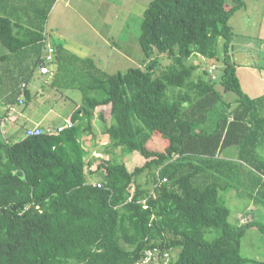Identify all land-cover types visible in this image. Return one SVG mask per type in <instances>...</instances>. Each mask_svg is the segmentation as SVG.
I'll list each match as a JSON object with an SVG mask.
<instances>
[{"label":"trees","instance_id":"trees-1","mask_svg":"<svg viewBox=\"0 0 264 264\" xmlns=\"http://www.w3.org/2000/svg\"><path fill=\"white\" fill-rule=\"evenodd\" d=\"M55 1L46 0L48 11ZM244 5L150 0L138 40L146 56L157 51L170 59L156 74V58L145 69L109 74L56 46L52 87L77 89L81 101L70 128L40 126L41 134L17 141L0 133V264H138L148 250L160 264H264L240 252L247 229L264 235V220L231 224L219 195L233 188L264 206V93L242 90L230 53L229 21ZM15 10L0 0V44L6 59L36 46L34 70L45 16L37 13L43 18L31 28L8 16ZM195 56L220 64L218 80L194 78L198 67L187 62ZM22 84L11 92L24 104L29 90ZM216 84L237 98L227 101ZM94 112L108 137L104 157L90 155L81 140L97 136ZM132 153L142 162L130 170L123 158Z\"/></svg>","mask_w":264,"mask_h":264},{"label":"rangeland","instance_id":"rangeland-1","mask_svg":"<svg viewBox=\"0 0 264 264\" xmlns=\"http://www.w3.org/2000/svg\"><path fill=\"white\" fill-rule=\"evenodd\" d=\"M2 1L10 6H14L16 12H19L23 18H27L22 20L32 27L38 24L37 22L43 18V16H37V13H44L43 30H46L45 27L47 24L51 26L54 23H58L59 10V37L55 43L62 45L68 53L71 52L76 55L78 54L77 56H83H80L81 58L90 57L94 59L98 63V66L109 74L118 71L124 72L130 67L137 66L145 69L148 62L154 58L157 59L154 68L156 74L161 68L170 63V59H168L165 54L158 53L157 51H154L151 56H146L139 44L138 39L141 34L143 12L150 0H61L58 7L59 9L55 11L51 18L55 20L54 23L51 19L49 22L48 19H46L49 12L46 7V0ZM66 1L68 4L66 5L67 7H64ZM31 5L36 6L31 8ZM22 11L26 12L23 13ZM80 15H82L83 18L79 17ZM234 16V18H236L237 14ZM234 18H232L230 22H233ZM252 23L258 28H263V24L260 22L252 21ZM246 27H248V25L245 17V20L239 25V28H236L238 30H236L233 35V45L236 50H248L249 54L242 52L243 55H240L239 58L238 52H233L231 57L233 60L236 58L238 60H245V63L252 65L253 68H250L254 70L253 72H257L264 77V49L261 51V42L258 37L254 35L251 36L245 32ZM246 43H248L247 46ZM262 47H264V45ZM35 48L36 46L33 47V51ZM41 51L42 57L45 54V49L42 48ZM218 52L221 53V50H218ZM223 54L224 53H221L220 56L223 57ZM187 63L197 65L198 67L195 71L194 78L201 75L206 79L218 80L221 67L220 64L211 63L200 56L190 58ZM51 67H53V65ZM241 72H243V69ZM48 73L49 75L45 76L46 80H49L47 84L51 83L55 77L54 70L50 71L48 68ZM252 83L253 82L248 83V86H245L243 83V90L255 94L264 91V80L260 86ZM249 85L253 87L252 91L249 90ZM7 86L8 84H3L4 88ZM216 87L221 93L223 92L219 84H216ZM54 90H57V88ZM232 94L233 97H235V94ZM80 98L81 96L77 89L61 88L59 89L57 99L49 97L39 102L46 109L52 108V113L60 114L65 113L63 110H68L70 112L73 108L77 107L81 101ZM19 99H23V97L20 96ZM224 99L226 98L224 97ZM92 119L94 120L93 132L97 135L96 138L93 139L89 136H83L81 140L85 150H89L90 155L104 157L105 155L102 153V150L108 141V137L101 132V126L96 118V112H94ZM3 121L4 118H0V124ZM60 124L62 123H59V125ZM0 133L8 138L9 132L0 128ZM156 142L159 147L163 148V142L161 140L155 138L153 143ZM228 155L233 157L235 155V149L233 148L232 151H229ZM88 157L89 155L85 156L86 159ZM123 160L128 169L131 170L142 162V157L136 153H132L131 155L124 156ZM146 173L138 177L140 182L143 183L146 181ZM93 178V176H89L90 180ZM223 194L226 204L231 209V214L229 216L231 224H238L239 221L242 224L247 222L251 217L261 221L264 220V218L259 215V213L264 214L263 205L255 203L252 199L238 197L233 188L225 193L219 192V195L224 199ZM251 208L253 211L248 213V210ZM240 252L243 256L264 260V235L256 228L247 229L241 240ZM154 253L155 252L149 256L146 255L143 261L138 264H160L159 257ZM166 258L163 261L166 262Z\"/></svg>","mask_w":264,"mask_h":264},{"label":"crops","instance_id":"crops-1","mask_svg":"<svg viewBox=\"0 0 264 264\" xmlns=\"http://www.w3.org/2000/svg\"><path fill=\"white\" fill-rule=\"evenodd\" d=\"M60 1L61 0H56L53 3L51 9L49 10L46 17V19H48V22L52 18L55 11L59 9L58 7ZM243 1L245 5L241 9L237 10L230 18L231 20L232 18L235 17L234 15L237 14L236 18H234V21L233 22L229 21L233 35L235 31L238 30L236 28H239V25L245 20L246 17L248 27H246L245 32L247 34H250L251 36L254 35L258 37V39H260L261 42L260 49L262 51V49H264V47H262L264 45V0H243ZM67 4L68 2L66 1L64 7H67L66 6ZM22 12L25 13L26 11H22ZM8 16L14 21L21 22L22 25L26 27L34 28L30 24H27L22 20L27 18L26 17L23 18L19 14V12L16 11L10 12ZM79 17L83 18L82 15H80ZM51 21H53L54 23L55 20L51 19ZM252 21L260 22L261 24H263V28H258L254 26ZM45 28L46 30H42V32L44 31V33H42L44 34L43 41H46L47 43L49 42L56 50V46L58 44L55 42L59 37V10H58V23H54L51 26L47 24ZM220 41L221 42H220L219 50H221V53H223V48H222L223 40L221 39ZM233 41L234 40L232 38V42L230 46L231 54L233 52L235 53L238 52L239 58L240 55H243L242 52L249 54L248 50H242V51L236 50L233 45ZM247 45L248 43H246V46ZM42 48H44V42L42 44ZM7 52L8 51L4 49L0 44V118L1 119L4 118V121L0 124V128L2 130L4 129L5 131L9 132L8 135L9 141H17L23 138L24 127L26 126L39 125L43 127V129H47L59 123H63L64 120L68 119L72 110L70 112L68 110H63V112L65 113L56 114V113H52L53 111L52 108L46 109L39 102L40 100L47 99L49 97L57 99V95H59V88H57V90H54L56 88L52 87L53 85L51 83L47 84L49 80H46L45 76L49 75V73L48 74L41 73L39 71V66H37L33 70L30 61L31 59H36V56L38 54L37 49L35 48L34 51H28L26 54H23V56H19L18 58H16L17 57L16 55L8 54V59H6V55L4 54ZM221 53H219V55H221ZM55 57H56V52L54 54L53 62L49 64L50 71L54 70V73H55V68L57 66L55 63ZM233 61L238 64L236 67V74L239 78L241 88L243 87V83L245 84V86H248V83L250 82H253L252 84H257L259 86L261 85L262 81L264 80V77L258 74L257 72H253L254 70L252 69L253 67L251 64L245 63V60L243 59L238 60L236 58ZM52 65L53 67H51ZM242 69L243 72H241ZM23 82L27 83V88L29 90V99L25 98L24 104L19 103V97L21 94L16 96L14 93L11 92V90H14L15 92L18 91L19 86H21ZM5 83L8 84L6 88L3 87V84ZM249 90L251 91L253 90V87H251L250 85H249ZM244 92L251 97H257L264 93V91L259 94L250 93L248 91L247 92L244 91ZM232 93L234 92L232 91L222 92V94L227 99V101H234L237 98V94L234 93L235 97H233ZM10 95L16 96L15 97L16 102L12 105L6 103L9 100Z\"/></svg>","mask_w":264,"mask_h":264},{"label":"built area","instance_id":"built-area-1","mask_svg":"<svg viewBox=\"0 0 264 264\" xmlns=\"http://www.w3.org/2000/svg\"><path fill=\"white\" fill-rule=\"evenodd\" d=\"M44 42V49H45V54L42 56V61L39 65V71L41 73H48V68L49 64L53 62L54 60V54H55V48L48 42ZM22 87H24V84H22ZM20 102H22V99H19ZM72 126V122L69 121L68 119L65 120V124L59 125L55 127V130L57 132L62 131L63 129L70 128ZM43 132L42 128L40 126H33V127H26L24 130V136L29 137V136H36L39 135ZM165 180V179H164ZM99 186V184L97 185ZM153 251L148 250L145 254V256L152 255Z\"/></svg>","mask_w":264,"mask_h":264}]
</instances>
